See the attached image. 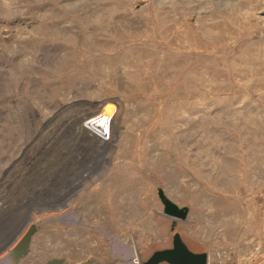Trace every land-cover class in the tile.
Listing matches in <instances>:
<instances>
[{
	"label": "rangeland",
	"instance_id": "374dc122",
	"mask_svg": "<svg viewBox=\"0 0 264 264\" xmlns=\"http://www.w3.org/2000/svg\"><path fill=\"white\" fill-rule=\"evenodd\" d=\"M32 225L8 264H264V0H0V264Z\"/></svg>",
	"mask_w": 264,
	"mask_h": 264
},
{
	"label": "water",
	"instance_id": "95a60500",
	"mask_svg": "<svg viewBox=\"0 0 264 264\" xmlns=\"http://www.w3.org/2000/svg\"><path fill=\"white\" fill-rule=\"evenodd\" d=\"M168 215L182 219L181 213L176 212L172 207ZM36 230V226H30L26 234L14 247L13 252L17 260L23 259L29 253L30 242L33 235L36 233ZM122 252H125V254ZM122 252L115 251L113 253V259L117 264H124V261L128 262L133 258L130 248L124 249ZM160 262H167L168 264H207V259L204 256L189 253L183 247L181 241L179 239H175L173 249L154 253L147 261V264H158Z\"/></svg>",
	"mask_w": 264,
	"mask_h": 264
},
{
	"label": "bare ground",
	"instance_id": "6f19581e",
	"mask_svg": "<svg viewBox=\"0 0 264 264\" xmlns=\"http://www.w3.org/2000/svg\"><path fill=\"white\" fill-rule=\"evenodd\" d=\"M104 146V145H103ZM107 147H109V150H111L112 148H113V145H110V146H107ZM107 147H106V149H107ZM99 150V149H98ZM105 154V153H104ZM102 157H105V155L104 156H102ZM87 175H85L84 177H86ZM170 210H171V206H169V207H167V209H166V211H165V215H168L169 213H170ZM181 215H182V219L185 217V214L184 213H182L181 212ZM113 246H114V248H115V250H116V252H118V251H120V252H122L124 249H127L128 247L125 245V244H123L122 242H114V244H113ZM129 249V248H128ZM132 252V251H131ZM123 254H125V252H122ZM132 254H133V258L131 259V260H129L128 262H123L124 264H137L136 263V259H135V255H134V253L132 252ZM13 259H15V255H14V252H11L6 258H5V260L2 262V263H6V264H8V263H10ZM142 264H147V262H145V263H142Z\"/></svg>",
	"mask_w": 264,
	"mask_h": 264
},
{
	"label": "crops",
	"instance_id": "0c3cea01",
	"mask_svg": "<svg viewBox=\"0 0 264 264\" xmlns=\"http://www.w3.org/2000/svg\"><path fill=\"white\" fill-rule=\"evenodd\" d=\"M167 250H171V249H167ZM189 253L193 254V255H199V253H196L194 251H192L191 249H186ZM162 251H166V250H162ZM160 251V252H162Z\"/></svg>",
	"mask_w": 264,
	"mask_h": 264
}]
</instances>
